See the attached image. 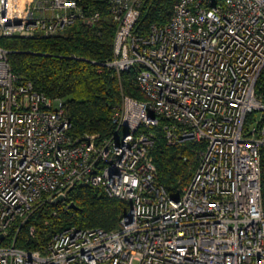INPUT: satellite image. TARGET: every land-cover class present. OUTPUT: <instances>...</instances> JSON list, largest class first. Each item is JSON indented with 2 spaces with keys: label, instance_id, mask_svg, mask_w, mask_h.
I'll use <instances>...</instances> for the list:
<instances>
[{
  "label": "built area",
  "instance_id": "built-area-1",
  "mask_svg": "<svg viewBox=\"0 0 264 264\" xmlns=\"http://www.w3.org/2000/svg\"><path fill=\"white\" fill-rule=\"evenodd\" d=\"M110 5L104 65L120 79L140 66L145 98L122 93L106 139L72 137L64 100L14 74L0 47V264H264V0H180L146 37L134 34L142 0ZM101 20L79 0H0L4 39ZM163 119L169 146L196 147L174 193L152 156ZM78 186L130 205L116 230L71 227L39 249L16 245L39 208Z\"/></svg>",
  "mask_w": 264,
  "mask_h": 264
},
{
  "label": "trees",
  "instance_id": "trees-1",
  "mask_svg": "<svg viewBox=\"0 0 264 264\" xmlns=\"http://www.w3.org/2000/svg\"><path fill=\"white\" fill-rule=\"evenodd\" d=\"M91 12L100 11V24L87 27L77 23L65 35L50 39L0 38V47L9 52L14 74L32 81L35 88L51 98L64 100L72 121L71 136L98 135L100 140L113 134L112 117L122 102V93L143 100L136 85L140 66L124 72L121 79L104 64L114 58L117 25L111 16L110 0H79ZM180 0H142L140 19L134 34L146 37L153 24L168 23ZM264 89V76L260 81ZM165 120L156 134L152 151L158 169V181L174 193L180 181L191 178L193 152L196 147L169 146L166 141ZM186 157L188 159H186ZM263 194H264V149ZM73 206V207H72ZM130 205L111 198L98 187L74 188L64 202L48 203L39 208L22 229L17 246L39 249L55 234L71 227L101 228L114 231ZM34 227L36 234L31 236ZM15 233V229H13Z\"/></svg>",
  "mask_w": 264,
  "mask_h": 264
},
{
  "label": "water",
  "instance_id": "water-1",
  "mask_svg": "<svg viewBox=\"0 0 264 264\" xmlns=\"http://www.w3.org/2000/svg\"><path fill=\"white\" fill-rule=\"evenodd\" d=\"M59 201H60V202H64V201H65V198H60ZM72 207H73V206H72ZM3 239H4V236L1 235V236H0V241L3 240Z\"/></svg>",
  "mask_w": 264,
  "mask_h": 264
},
{
  "label": "rangeland",
  "instance_id": "rangeland-1",
  "mask_svg": "<svg viewBox=\"0 0 264 264\" xmlns=\"http://www.w3.org/2000/svg\"><path fill=\"white\" fill-rule=\"evenodd\" d=\"M193 157H194V155H193ZM192 163H193V160H192ZM192 167V166H191Z\"/></svg>",
  "mask_w": 264,
  "mask_h": 264
}]
</instances>
